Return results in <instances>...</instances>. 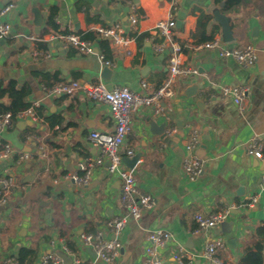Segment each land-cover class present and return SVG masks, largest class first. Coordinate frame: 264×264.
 <instances>
[{
  "label": "crops",
  "instance_id": "obj_1",
  "mask_svg": "<svg viewBox=\"0 0 264 264\" xmlns=\"http://www.w3.org/2000/svg\"><path fill=\"white\" fill-rule=\"evenodd\" d=\"M9 3L14 9L0 19L12 27L0 44V82L14 80L26 86L27 102L39 103L40 116L34 122L15 118L9 128L0 131V147L9 144L13 150L8 159L0 161V177L15 181L6 203L0 205V264L9 257L18 259L21 249L32 252L25 264H39V257L49 250L60 256L63 264L90 259L87 249L80 246V235L103 230L117 216L125 217L126 224L113 264H143L145 234L155 229L171 235V241L159 249L162 264H175L171 256L177 246L193 256L194 264H212L202 257V250L213 237L226 243L220 258L240 263L246 245L256 240L255 229L264 227V162L245 153L246 143L255 137L264 154V0H239L230 7H225V0H180L176 22L181 20L182 24L175 26L169 38L153 31L155 23L169 11L167 0H0V9ZM33 7L42 16L39 26L33 23ZM52 7L60 30L77 35L93 32L98 53L100 39L93 27L122 23L132 42L125 48L107 46L114 63L108 79L101 77L104 66L95 55L65 48L54 38L59 34L46 25ZM77 7L86 9L87 14ZM132 8L140 9L143 15L134 27L127 20ZM215 10L229 19L232 29L233 40L223 41L225 48L256 49L252 67L245 68L231 58L218 57L216 50L200 47L205 42L198 34V22L205 24L208 35L221 36L212 17ZM133 32L143 36L142 42L134 40ZM30 36L39 41L29 40ZM37 42L46 45L49 57L34 55L40 51ZM161 43V50L153 48ZM173 47L180 49L184 62L195 68L197 75L175 80L159 113L148 107L132 112L130 131L118 150L123 159L128 150L141 154L139 167L134 168L136 185L153 201L135 220L120 204L119 182L108 175L106 161L92 169L87 185H78L70 177L81 175L79 164L98 157L99 151L88 137L90 132L112 134L114 122L107 106L81 94L50 96L46 89L55 81L82 80L138 94L151 92L168 77ZM142 81L147 90H142ZM193 85L197 86L196 94L186 97L187 88ZM226 86L246 89L240 107L232 96L221 95ZM7 103V98L0 99V104ZM151 122L165 124L169 143L151 131ZM179 124L182 137L176 134ZM192 131L199 136L195 154L202 161V171L194 180L182 171L188 156L185 144ZM21 153H29L32 159L16 166L13 161ZM252 197L257 201L248 206ZM224 210L229 211L225 222L195 233V214Z\"/></svg>",
  "mask_w": 264,
  "mask_h": 264
},
{
  "label": "built area",
  "instance_id": "obj_2",
  "mask_svg": "<svg viewBox=\"0 0 264 264\" xmlns=\"http://www.w3.org/2000/svg\"><path fill=\"white\" fill-rule=\"evenodd\" d=\"M167 3L169 11L166 17L157 21L153 28V31L163 38H169L171 31L176 26L180 0H167ZM14 7L15 5L13 3H9L2 7L0 9V19L4 18ZM142 18L143 15H138L136 8L130 9L127 16L129 25L133 27L136 26L138 21ZM11 28L10 23L7 21H2L0 23V41L9 36ZM93 30L97 33L100 41H104L107 43V46L114 49L128 47L132 42L131 38L126 35L124 26L119 21H115L107 26L95 25ZM50 36L53 35L51 34ZM54 38H57L65 48H75L83 55H95L104 67H114L113 61L105 59L103 53L94 52V41L83 40L79 35L74 33L59 34ZM28 39L31 41H39L38 38L33 36L28 37ZM149 41V39L146 40V42ZM163 46V43H161L159 45H153V48L158 51L161 50ZM200 47L216 50L218 57L231 58L245 68L252 67L256 62V49L254 47L246 46L242 49L225 48L223 40L219 35L213 36L211 40L203 43ZM34 55L36 57H49L50 54L46 50H40ZM196 75V69L184 62L180 49L173 47L168 67V77L158 88L151 92L138 94L124 87L108 90L102 84H93L82 80L60 82L46 89L47 94L50 96H73L75 94H81L91 101L103 103L107 106L109 115L114 122L113 132L109 136L102 135L97 131L90 132L88 137L92 145L98 149V157L94 160L79 164L78 168L81 175H71V180L78 185H87L92 169L96 165H101L106 161L108 175L119 182V200L122 208L131 218L135 220L139 219L146 210L152 207L153 201L150 196L142 193L137 188L134 168L130 169L124 167L123 158L118 153L119 148L124 143L130 131V115L132 112L143 107L151 108L154 113H159L161 111L162 100L172 94V83L178 78H192ZM140 86L143 91L148 88L146 82L143 81L140 82ZM245 90L244 87L226 86L221 89V95L232 96L234 103L240 107ZM38 108L39 103L33 102L27 109L17 114L16 118L27 119L34 122L37 120L36 110ZM12 123L13 120L9 112L0 115V131L9 128ZM198 144L199 136L195 131H192L185 144V150L188 152V156L182 163V171L190 180H194L202 171V161L195 154ZM39 150H41V148H39ZM12 153L13 150L10 145L3 144L0 147V161L8 159ZM245 153L248 156L264 162L262 146L255 137L251 138L246 143ZM133 155L134 152L131 150L126 152L127 158H131ZM31 159L32 156L29 153H21L13 162L16 166H21ZM14 186L15 181L12 177H0V205L6 203ZM256 201L257 198L252 197L247 205L253 206ZM228 216V210L213 214H195V233L214 229L216 226L225 222ZM125 224L126 218L117 216L111 218L106 223L103 230L95 233L81 234L80 246L82 250L87 249L93 252L95 254V260L74 259L73 264H97V261L104 264H113L121 248L118 238L122 234ZM144 238L143 264H162L163 260L159 249L171 241V235L167 231L155 229L148 231ZM225 249V241L220 237H213L205 243L202 250V257L212 264H233L219 257V254L224 252ZM171 257L175 264H194L193 256L185 252L181 246H177ZM2 264H19V262L16 258L9 257L6 258ZM39 264H63V260L56 253L49 250L39 257Z\"/></svg>",
  "mask_w": 264,
  "mask_h": 264
},
{
  "label": "trees",
  "instance_id": "obj_3",
  "mask_svg": "<svg viewBox=\"0 0 264 264\" xmlns=\"http://www.w3.org/2000/svg\"><path fill=\"white\" fill-rule=\"evenodd\" d=\"M131 1V0H124ZM215 3H220L223 0H213ZM239 0H225V7H230L238 3ZM77 10H82L85 14H87V10L81 7H77ZM136 12L138 15H142L140 9L136 8ZM57 11L55 8H51L47 20L46 25L50 28L53 34H67L66 31L60 30L58 24L55 23ZM202 18H207L206 16H202ZM205 24L198 22V34L201 35V42H208L212 39V34L208 35L204 29ZM80 38L83 40L95 41L94 33L91 31L79 34ZM132 37L139 44L142 42L143 36L139 35L137 32H133ZM97 46L101 53L104 54L105 59H110L109 49L104 43V41H98ZM36 47L39 50L46 49V45L43 42H37ZM45 78H51L52 76H44ZM57 81L53 82L56 84ZM52 86V85H51ZM50 87V86H49ZM29 94V89L26 86H19L17 82L14 80H9L7 83L0 82V99L4 97L8 99V103L6 105L0 104V115L5 114L7 112L10 113L12 120L14 121L17 114L24 111L29 107V103L27 102V96ZM37 117L40 116L39 109L36 110ZM255 237L256 240L250 242L246 245L244 250V255L240 260V264H264V227L259 226L255 229ZM68 247L70 244L68 242ZM32 256V252L27 249H21L17 260L19 264H25L30 262V258Z\"/></svg>",
  "mask_w": 264,
  "mask_h": 264
},
{
  "label": "water",
  "instance_id": "obj_4",
  "mask_svg": "<svg viewBox=\"0 0 264 264\" xmlns=\"http://www.w3.org/2000/svg\"><path fill=\"white\" fill-rule=\"evenodd\" d=\"M30 12L33 14V23L36 26H39L41 24V20H42V16L40 14V11L36 8L33 7ZM14 15L16 16L17 13L14 12ZM181 17L183 16V14L180 15ZM212 17L213 20L216 24H218V26L220 27V33H221V37L222 40L226 43H229L233 40V35H232V29L230 27L229 24V19L222 14L219 10H215L212 12ZM182 24L181 20H177L176 22V27L179 28ZM3 42L1 41L0 44H2ZM95 53H97V50H94ZM110 76V70L108 67H104L101 71V77H103L104 79H108ZM106 88L108 90H112L113 87L111 86V84H106ZM197 92V86L193 85L187 88L186 92H185V96L186 97H192L196 94ZM158 118V117H157ZM171 118V117H169ZM150 128L151 131L155 134H157L158 136H160V139L165 142V143H169L170 140L167 137V134L165 132V124H159L157 125L156 122H151L150 123ZM176 134L180 137H182L183 133L181 130V124H179V130L176 132ZM203 149V147H201ZM201 151L198 152V154L200 155ZM141 154L137 153L135 155H133L131 158H125L123 159V162L126 164L127 167H129L130 169L132 168H137L139 167L137 165V161L140 159ZM232 242V241H231ZM88 254L90 255V259L91 260H95V254L89 250H87Z\"/></svg>",
  "mask_w": 264,
  "mask_h": 264
}]
</instances>
